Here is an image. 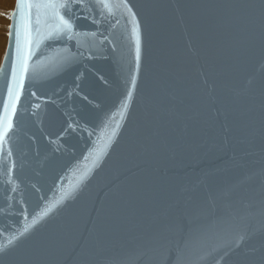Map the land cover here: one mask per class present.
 <instances>
[{"label": "water", "instance_id": "1", "mask_svg": "<svg viewBox=\"0 0 264 264\" xmlns=\"http://www.w3.org/2000/svg\"><path fill=\"white\" fill-rule=\"evenodd\" d=\"M29 2L0 264H264V0Z\"/></svg>", "mask_w": 264, "mask_h": 264}, {"label": "snow or ice", "instance_id": "2", "mask_svg": "<svg viewBox=\"0 0 264 264\" xmlns=\"http://www.w3.org/2000/svg\"><path fill=\"white\" fill-rule=\"evenodd\" d=\"M68 4L66 2H57V3H31L29 0H17L16 9L8 14L6 18L12 21V24L9 27V49L15 48L16 51H19L20 48V38H21V27L23 23L25 39L27 42V37L29 35L28 23L31 20V9L36 8H48V9H61L66 8ZM109 5L105 4L104 7ZM55 18L58 20V27L67 29L69 32L72 29L71 23L60 15L58 12L54 13ZM8 59V57H6ZM11 95V91H10Z\"/></svg>", "mask_w": 264, "mask_h": 264}, {"label": "bare ground", "instance_id": "3", "mask_svg": "<svg viewBox=\"0 0 264 264\" xmlns=\"http://www.w3.org/2000/svg\"><path fill=\"white\" fill-rule=\"evenodd\" d=\"M15 0H0V64L8 41L9 24L11 20L6 14L14 7Z\"/></svg>", "mask_w": 264, "mask_h": 264}]
</instances>
